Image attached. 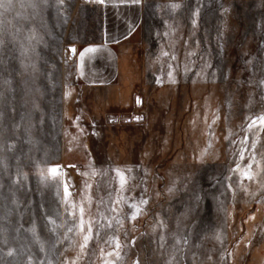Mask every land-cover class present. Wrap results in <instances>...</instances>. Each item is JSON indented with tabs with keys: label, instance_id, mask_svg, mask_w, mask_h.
Returning <instances> with one entry per match:
<instances>
[{
	"label": "rangeland",
	"instance_id": "374dc122",
	"mask_svg": "<svg viewBox=\"0 0 264 264\" xmlns=\"http://www.w3.org/2000/svg\"><path fill=\"white\" fill-rule=\"evenodd\" d=\"M94 2L0 0V264H264V0H144L89 87Z\"/></svg>",
	"mask_w": 264,
	"mask_h": 264
},
{
	"label": "crops",
	"instance_id": "0c3cea01",
	"mask_svg": "<svg viewBox=\"0 0 264 264\" xmlns=\"http://www.w3.org/2000/svg\"><path fill=\"white\" fill-rule=\"evenodd\" d=\"M99 26L93 41L77 48L76 68L82 84L106 87L121 73V50L144 19V0H95Z\"/></svg>",
	"mask_w": 264,
	"mask_h": 264
},
{
	"label": "snow or ice",
	"instance_id": "6c2138e0",
	"mask_svg": "<svg viewBox=\"0 0 264 264\" xmlns=\"http://www.w3.org/2000/svg\"><path fill=\"white\" fill-rule=\"evenodd\" d=\"M88 239H89V237L86 236L85 237V243H87Z\"/></svg>",
	"mask_w": 264,
	"mask_h": 264
}]
</instances>
